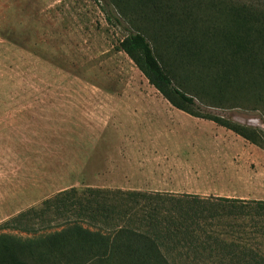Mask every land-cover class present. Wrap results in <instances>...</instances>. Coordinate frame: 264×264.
Returning a JSON list of instances; mask_svg holds the SVG:
<instances>
[{"label":"rangeland","instance_id":"1","mask_svg":"<svg viewBox=\"0 0 264 264\" xmlns=\"http://www.w3.org/2000/svg\"><path fill=\"white\" fill-rule=\"evenodd\" d=\"M117 1L0 0V224L71 188L264 201V149L222 125L264 132V107L194 93V114L173 106L120 49L138 30L154 44L152 13ZM187 2L202 29L232 8L264 12Z\"/></svg>","mask_w":264,"mask_h":264},{"label":"trees","instance_id":"2","mask_svg":"<svg viewBox=\"0 0 264 264\" xmlns=\"http://www.w3.org/2000/svg\"><path fill=\"white\" fill-rule=\"evenodd\" d=\"M182 1L179 12L173 0H118L121 8L150 11L145 21L154 28V44L138 30L120 49L178 109L194 114L189 93L215 103L246 97L264 107V12L232 8L202 29ZM222 125L264 149L263 131ZM261 241L262 200L71 188L0 224V264H264Z\"/></svg>","mask_w":264,"mask_h":264},{"label":"crops","instance_id":"3","mask_svg":"<svg viewBox=\"0 0 264 264\" xmlns=\"http://www.w3.org/2000/svg\"><path fill=\"white\" fill-rule=\"evenodd\" d=\"M72 165H75V170H77L78 167H80V165L78 164V161H75V162L73 161Z\"/></svg>","mask_w":264,"mask_h":264}]
</instances>
